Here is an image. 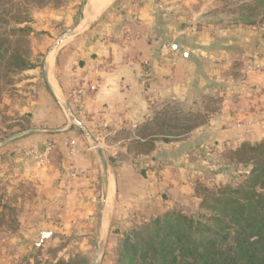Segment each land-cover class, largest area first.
Wrapping results in <instances>:
<instances>
[{"label":"crops","instance_id":"1","mask_svg":"<svg viewBox=\"0 0 264 264\" xmlns=\"http://www.w3.org/2000/svg\"><path fill=\"white\" fill-rule=\"evenodd\" d=\"M157 5L155 0H82L68 45L49 51L42 81L36 76L28 85L22 111L30 116V129L0 139V180L8 185L30 182L36 195L28 206L21 194L11 203L21 210L12 229L0 227V247L7 249L0 264H15L30 247L54 241L57 229L72 230L82 218L93 221L98 242L118 210L159 215L167 202L162 195L173 198L165 189L188 193V175L204 167L202 154L212 152L222 160V151L264 137V37L165 28L166 17H158ZM127 19L141 32L124 40L121 29ZM252 43L255 47L247 49ZM242 52L260 58L256 63L262 70L243 74ZM141 61L147 62V81ZM92 83L94 91L88 89ZM78 86L81 91L73 94ZM174 99L198 105L204 122L182 140L156 141L150 155L119 159L117 153L127 149L120 130L156 117L158 108ZM214 99L217 108L199 107ZM70 141L73 156H68ZM29 144L50 148L44 168L23 155ZM168 160L178 167L180 182L158 175L148 164ZM70 163L74 178L68 177ZM66 181L71 191L63 196ZM43 232L48 235L42 239Z\"/></svg>","mask_w":264,"mask_h":264},{"label":"rangeland","instance_id":"2","mask_svg":"<svg viewBox=\"0 0 264 264\" xmlns=\"http://www.w3.org/2000/svg\"><path fill=\"white\" fill-rule=\"evenodd\" d=\"M130 1L131 3L141 4L143 0ZM81 2L82 0H0L2 31L5 30L9 33V28L14 25L17 19L25 20L26 22L19 25H25L31 29L24 45L29 51V63L32 65L27 69L12 74V81L3 85L0 93V139L7 134L30 129V116L22 111L26 99L29 98L27 97L28 94H26L28 91L27 87L35 82L33 78L36 76L39 77V81H42V68L49 51L53 53L58 51L59 48L68 45L69 35L72 34V26L78 20V10ZM155 3L158 4V17L160 19L166 17L162 21L163 26L186 27L189 31L199 30L214 36L219 34L223 36L231 32L233 34L236 33L238 36L252 33L256 34V36L261 35L264 37V0H155ZM134 30L141 32L131 20L127 19L126 24L121 29L123 39H128V32L132 34ZM252 47L254 48L255 44L248 45L247 49H252ZM241 55L243 56L240 58L243 67L242 73L246 74V72L252 70L247 68V62L256 63L260 58H254L250 54L245 55L244 52ZM143 62L146 61H141V65ZM34 91L30 90L31 97H34ZM175 100L158 108V116L170 115V121L166 119L167 126L160 128L161 133L167 136L166 133L169 130L182 132L178 135H169L172 141L186 138L187 135H184L182 128L192 124L199 125L204 121L203 114L197 109L198 105L194 103L180 105ZM216 101V99L208 101L206 106H204L205 101H202V103H199V107L212 110L218 107V104H215ZM177 114L181 118L179 121H174L173 117ZM154 118L148 119L134 128L120 130L118 137L123 147L127 149L125 152L119 151L117 153L119 159L137 157L131 148L130 141L134 139L135 134L143 124ZM172 124H175V126H172ZM155 130L157 131V128ZM147 132L145 131V133ZM164 134L156 136V140L162 143ZM30 146L34 145H27V147ZM23 149L21 150L22 153ZM230 150L233 149L222 151V160L218 158V154L214 156L212 152L202 154L204 156V165L202 166L204 167L191 173L192 175H188V193L176 194L165 189L164 191L169 196L173 194V198L169 199L167 197L165 199L162 195L167 202L164 210L159 214L163 215L164 212L173 210L197 218L199 214L208 212L199 204L200 198L197 197L194 189L196 182L204 181L208 186L229 184L232 187H236L240 184L247 175L250 166L246 167L243 164H236L231 161L229 158ZM24 156L29 160L35 161L30 155ZM2 159L4 160V158ZM148 164L151 170H155L158 175L166 177L171 182L174 180L175 182H180L182 179L178 167L169 160L149 161ZM227 164L228 166H226ZM38 167L44 168L45 166L39 165ZM259 190H264V186ZM69 191H71V187L66 181L65 186H62L63 196H66ZM34 192L30 182L8 185L7 182L0 180V215L3 216L0 227H3L4 231L13 228L14 216L18 210H21L17 205L12 207L11 203H15L21 194L22 198L27 200L26 206H28L36 195ZM23 210L25 209L23 208ZM54 211L55 209L52 207L49 210V215H53ZM117 213V217L112 218L110 230L104 233L101 239H98V242L95 241L97 233L92 232L91 224H93V221L89 218H82L80 219V226L74 227L72 230L67 228L57 229L54 233V241L48 242L43 246L39 244L36 248L30 247L18 257L15 264H72V260L75 261L78 257L82 259L83 264H118V253L123 247L125 237L128 236L131 241H134L135 233L150 224L151 219L158 215L155 214L148 218L142 216L138 211L136 213L134 211L130 215L120 210ZM6 252L7 249H0V255ZM2 263L7 264V261H2Z\"/></svg>","mask_w":264,"mask_h":264},{"label":"trees","instance_id":"3","mask_svg":"<svg viewBox=\"0 0 264 264\" xmlns=\"http://www.w3.org/2000/svg\"><path fill=\"white\" fill-rule=\"evenodd\" d=\"M24 22L15 20L9 33L2 31L0 23V93L3 85L12 81V74L32 66L24 45L31 29L19 25ZM169 116L157 115L138 129L130 141L137 156L150 155ZM180 118L177 114L173 120ZM195 126L182 128L184 135ZM180 133L169 130L162 140L172 141L169 135ZM229 154L236 164L250 166L240 184L208 186L204 181L196 182L199 204L208 212L197 218L173 210L159 214L135 233L134 241L125 237L118 264H264V190H259L264 186V137L243 141ZM81 260L78 257L72 264H83Z\"/></svg>","mask_w":264,"mask_h":264},{"label":"built area","instance_id":"4","mask_svg":"<svg viewBox=\"0 0 264 264\" xmlns=\"http://www.w3.org/2000/svg\"><path fill=\"white\" fill-rule=\"evenodd\" d=\"M130 31V30H129ZM127 34V33H126ZM128 37L130 36H135L138 37L140 35L139 31H132V34L128 32ZM248 69H254V70H260L261 69V65H259L258 63H252L251 61H248L246 64ZM141 74H142V79L147 81V77H148V70H147V63L143 62L140 68ZM97 85L92 83V84H88V89L90 91H94L96 89ZM81 91V86L79 87H75L72 90L73 94H77ZM69 154L70 156L74 155V146H73V141H70V146H69ZM49 152H50V148L48 146L44 147V148H36L34 146H30V147H26L23 149V154L24 155H30L33 157V159L35 160V162L41 166H46V164L48 163V156H49ZM67 173H68V177L69 178H74L77 176V172L76 169L73 165V163H70L68 165L67 168Z\"/></svg>","mask_w":264,"mask_h":264},{"label":"water","instance_id":"5","mask_svg":"<svg viewBox=\"0 0 264 264\" xmlns=\"http://www.w3.org/2000/svg\"><path fill=\"white\" fill-rule=\"evenodd\" d=\"M47 235H48V232H43V234H42V239H43V238H46ZM39 244H40V242L37 243L36 246H38Z\"/></svg>","mask_w":264,"mask_h":264},{"label":"bare ground","instance_id":"6","mask_svg":"<svg viewBox=\"0 0 264 264\" xmlns=\"http://www.w3.org/2000/svg\"><path fill=\"white\" fill-rule=\"evenodd\" d=\"M94 4V3H93ZM113 188V187H112ZM110 190H112V189H110ZM113 192V191H112ZM111 194V193H110ZM112 195V194H111ZM107 197H109V196H107Z\"/></svg>","mask_w":264,"mask_h":264}]
</instances>
